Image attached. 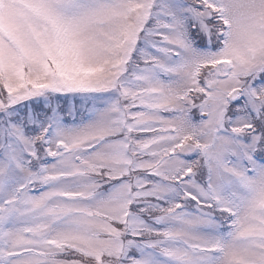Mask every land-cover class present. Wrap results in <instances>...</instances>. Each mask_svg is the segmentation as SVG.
<instances>
[{
    "label": "snow or ice",
    "instance_id": "1",
    "mask_svg": "<svg viewBox=\"0 0 264 264\" xmlns=\"http://www.w3.org/2000/svg\"><path fill=\"white\" fill-rule=\"evenodd\" d=\"M0 264H264V0H0Z\"/></svg>",
    "mask_w": 264,
    "mask_h": 264
}]
</instances>
